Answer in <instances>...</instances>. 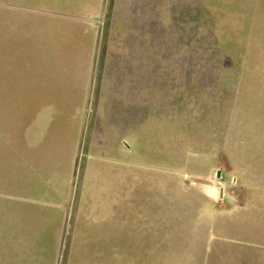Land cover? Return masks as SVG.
<instances>
[{
	"label": "rangeland",
	"instance_id": "obj_1",
	"mask_svg": "<svg viewBox=\"0 0 264 264\" xmlns=\"http://www.w3.org/2000/svg\"><path fill=\"white\" fill-rule=\"evenodd\" d=\"M65 1L0 0V264H264V0H170L168 25L154 26L152 79L137 92L97 60L88 85L75 77L93 32ZM82 90L79 142L59 168L72 173L71 214L55 239L49 207L21 192V103L57 105ZM63 129L64 118L41 120L32 144L55 168L50 153L71 152ZM88 193L116 216L95 245L75 216ZM21 232L33 247L3 238Z\"/></svg>",
	"mask_w": 264,
	"mask_h": 264
},
{
	"label": "crops",
	"instance_id": "obj_2",
	"mask_svg": "<svg viewBox=\"0 0 264 264\" xmlns=\"http://www.w3.org/2000/svg\"><path fill=\"white\" fill-rule=\"evenodd\" d=\"M169 6L170 0H80V3L66 0L63 2L61 8L69 14H77L85 17L84 24L82 25L87 26V29L93 32V41L90 43L87 56L86 74L82 73L81 76L75 75V77L83 78V83L86 84L87 81L88 85L90 79H92L90 78V74L93 70V63L97 60L98 63L101 62V67L99 68L101 73H105V77L112 79L122 78L124 80L123 86H128V91L135 90L137 92L139 84L142 87L146 86L148 83L147 80L149 78L152 79L153 75L154 26L168 25L170 14V11H168ZM155 9L161 13L162 24L159 22L160 18ZM139 79H142L143 82L139 83ZM29 91L27 90L25 93H30ZM83 92V90L81 93L79 92L81 95L80 98L73 94L70 97L68 96L67 100H61L66 101L65 103L61 102L57 105L48 103V101L44 105H41L40 102L37 104V102L34 103L35 99H31L30 97L27 99V102L21 103V192L39 197L40 201L36 200L33 202L37 205L40 204L49 207L46 208L48 210L47 213L43 215H46L49 221L53 219L54 222L59 223V227L52 234V238L55 239L60 237V229L69 220L71 214L68 211L69 201L71 200L68 198V194L72 190V187L69 185L72 173L70 174L68 169H61L60 171L59 168L66 165L64 159L68 158L72 160L74 158L75 151L73 150L79 142V134L84 122V118L78 115L77 107L74 104L75 102L84 100ZM35 94H46L52 97L57 92L54 89L45 90V92L39 90ZM131 99V97L124 99V102L130 109L127 107L123 118H128L130 116L129 113L132 111V106L137 104H133ZM115 108L116 105L113 110ZM119 110L123 111L122 109L116 111L115 116L117 118L115 120H121V116L118 115L120 114ZM57 118H64L65 123L71 127V132H66L63 129L61 134L71 138L70 140H62V143L71 144V152L68 153V157H65L66 153L64 151L60 152L56 149L55 153L51 152V155L62 162L58 163L57 168H55V165L53 166L49 162H45V159H41L40 161L42 154L39 157V154L33 149L32 144H36L37 142V124L42 120L48 127H51ZM130 118L131 116L129 120ZM85 119L88 121L89 117L87 116ZM30 145L32 148H30ZM49 157H46V159ZM42 167H44V170L41 169ZM38 171L43 172L44 176L47 175L51 182L49 183L46 180L40 181L41 179L38 180L36 177L33 178L32 173L36 176ZM52 175L60 176V185H57L59 184L58 182H54V178H50ZM45 192L48 193L44 195ZM79 201V212L75 216L77 217L80 213L79 216L82 217V223L85 225L84 232H88L86 233L87 237L91 238L95 245V241L100 239V230L98 227L101 226L100 224H106V222L116 223L115 213L113 215L110 213L107 215L104 210H101V207L104 208L103 203L93 201L90 193L85 194L82 198L80 197ZM109 206L115 207L116 200L114 199L112 203L110 201ZM31 214L33 216L37 215L36 212L21 210V219L26 216H31ZM115 230L116 228L114 229V233ZM26 233L21 232V237L14 234L11 236H3V238L4 240H8V242L11 238H21V249L23 250L27 246L33 247L32 243L24 240L32 239L34 236ZM1 244L4 247L6 241L1 242ZM56 249L57 244L53 251ZM38 262L41 264L42 259L40 258ZM21 264L26 263L23 262ZM34 264L37 263L35 262Z\"/></svg>",
	"mask_w": 264,
	"mask_h": 264
}]
</instances>
